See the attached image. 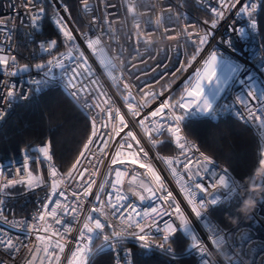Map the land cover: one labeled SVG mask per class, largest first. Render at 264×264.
I'll return each instance as SVG.
<instances>
[{
  "label": "built area",
  "instance_id": "1",
  "mask_svg": "<svg viewBox=\"0 0 264 264\" xmlns=\"http://www.w3.org/2000/svg\"><path fill=\"white\" fill-rule=\"evenodd\" d=\"M246 2L247 0H240L235 8L225 10L224 17L219 20L217 27L213 29L211 24L205 23V21L210 22L215 18L213 9L221 7L220 0H88L89 10L87 12L82 6V0H76L79 14L86 29L83 32H79L72 23L70 12L66 13L63 7L59 4L56 5L60 14L69 20V28L76 30L73 35L77 37L76 42L80 44V51L84 52V57L92 69L90 76L87 74L80 76L74 83L79 84V81H83L91 91L97 85H89V80H97L98 84L102 85L103 90L107 93L101 99L109 100V104L104 105V107H110L114 113L118 114L115 119L103 121L107 127L102 129L101 135L108 134L104 138L109 140V146L104 151L109 155L103 157L104 162L102 164L96 165L98 171L91 177L95 180V184L92 185L91 193L84 197L85 212L80 214L78 222L74 221L70 225L72 230L64 233L63 239L59 236H52L56 228H59L63 233V225H53L49 227L47 233L42 229L34 228L37 223L44 224V222L34 220L33 217L38 216V210L41 209L42 202L48 203V200H45L46 196L49 200L60 201L61 205L64 203L63 197L51 195L50 168L48 162L36 151L39 146L25 150L18 162L0 163V184L8 180L18 179L24 181L28 179L29 169L34 165L39 171L41 181L47 184V187L41 184L40 187L33 188L29 192L44 188L49 189L43 195L41 201L38 202V210L29 216L17 215L16 199L20 198L21 194L11 193V187L7 190V194L0 193V199L4 200V204L0 205V208L3 209L8 221L15 223L13 227L10 226V223L0 221V233H3L5 237H11L14 241H20L17 245L20 248L19 252L5 251L0 248V262H3V264H29V262L31 264H69V260H73V264H76L72 257V252L75 251L76 246L78 244H88L90 246L87 240H79L78 232L84 223L87 209L98 203L95 201L97 193L104 199L114 200L115 194L119 191L121 195L127 196L123 203L134 205L137 211L142 214L144 210L160 206L162 202L157 197L170 191L175 202L180 204L182 210L191 220L197 234L209 246L212 255L210 258H205L210 259L212 264H264V202L256 204L254 210L248 215H243L238 224L232 229H225L213 217V211L209 213V223L205 224L191 213V206L187 202L188 197L181 190V183L178 182L179 176H183L185 184L188 182L187 174L182 165L173 164L178 174L173 175L171 169L165 163L167 159L173 161L185 160V157L181 155L175 136L167 131L168 126L179 127V135L182 139L191 141L200 152H203L213 161L212 164L206 165L207 170L199 171V176L196 179L208 188V192L215 191L211 187L215 180L212 173L221 175L223 174L222 169L228 168L205 153L196 142L190 140L185 133L184 125L189 119L207 118L214 123H218L231 118L254 131L262 158L256 175L259 176L264 172V147H262V144H264V140H262L264 129L259 127L260 122L249 117L248 113V109H251L257 116H264V111H262L264 101L256 100L248 95L250 91L254 92L256 96H260L261 92H264V49L259 23L256 19L261 4L254 14L256 27L253 28L247 15L238 14V9ZM13 3L17 7H10ZM43 3L46 8L50 9V14L44 17L38 28L33 29L30 26L28 15L23 7H20L21 0H0V19L7 21L4 27L0 29V56L15 55L17 57V63L11 69L16 73L15 75H8L6 72L0 71V88L4 87L2 82L6 81L9 87L15 85L16 91L23 93L26 97L16 99L13 102L4 120L0 122V126L7 121L12 109L29 98L32 92L42 95L53 89L63 90L88 117L90 123L92 117L96 116L99 111L83 106V100H88L89 104L92 103L86 93H80L83 98L80 104L72 99L69 95L72 86L68 83L71 73L65 74V70L62 68L53 67L52 75L47 78L48 82L44 85L37 86L30 83L31 80L44 78L43 73L37 70L34 65L46 63V61L53 59L52 56L39 50L38 45L41 42L55 39L59 45V52H68L67 47L60 43L62 37L56 25L49 18L52 15L51 0H43ZM129 7L133 8L132 12L127 10ZM169 9L172 11H169ZM102 17L104 18L103 21L99 19ZM94 18L96 23L92 25L90 21ZM158 18L160 20L159 24L156 22ZM46 22H49L55 31L56 38H43L41 36ZM108 25H110V29ZM240 29H244L243 36L239 34ZM205 31L211 32V36L208 43L202 46L203 51L196 55L197 45L195 41L197 36L203 35ZM82 33H87L91 39H95L97 35H102L100 47L104 48V53L112 60L115 68H109L100 63V55L87 48V43L81 39ZM6 34L10 35V40H5ZM227 41H231V46L228 45ZM211 51H216L220 56H225L226 59L228 57L232 58L244 68L241 76L231 81L220 100L213 106L214 112L203 114L193 108L186 112V116H183V120L178 124L173 119V113L175 116H181L177 108L163 109L161 115L152 117L151 113L161 108L163 104L175 105L179 97L185 96L184 89L190 86V82H193L197 70H203L204 59H207ZM193 55H196L194 60L192 59ZM72 56L74 58L77 56L75 50H73ZM66 63L75 66V59L66 60ZM25 64L30 66L28 73H23L20 70ZM249 75L252 77L251 80L248 79ZM114 77L116 79H113ZM241 78L245 80L244 84L239 82ZM125 84L128 86L127 88L124 87ZM38 87L39 90H37ZM92 96L95 99V93ZM241 101L244 103H241ZM134 113H139V115ZM121 117H123V121H121ZM141 120H144V124L139 123ZM152 128H162L163 134L150 132L149 130ZM129 131L133 133L135 140L127 137ZM166 136L171 138L173 145L178 149L177 154L160 155L158 153L157 144ZM122 137L126 138L128 143H132V149L127 148V144L121 140ZM137 141H139V144H137ZM96 147L99 149L103 145L100 141H97ZM140 147H143L144 152L148 153L147 157L138 152ZM117 152H119L118 159L123 160L125 163L123 165H111L113 169H120L123 173L120 177V183L116 187H112L117 177L114 171H109V165L111 157ZM188 156L195 162L199 158V153L193 149L188 153ZM133 158L137 160L135 165L131 164ZM88 159L91 160L93 157H88ZM53 163L57 168L55 179L58 183V190L66 188V195L71 197L73 191L79 190L78 183L83 181H69L68 172L64 173L57 166L54 155ZM141 163L150 166L156 175L161 178L164 187L157 192L156 196H150L140 187L142 180L145 182L151 181L153 188L159 187L148 171V167L140 168ZM85 167H88L86 163ZM133 168L137 169V172L134 173ZM89 170L94 171L95 169L90 168ZM228 171L238 179L229 169ZM87 176L88 172H85V177ZM69 184H71L70 187ZM101 185H103V189H101ZM134 191L145 195L146 199L141 201L138 196L133 194ZM208 192L198 193V196L207 197ZM27 193H23V195ZM49 207L58 206L49 204ZM125 211L128 210L125 209ZM173 220L176 224H179V220L174 216H164L157 218L155 226L146 227L144 234L147 235L149 242H159L166 227L163 221L172 222ZM108 223L110 225L114 224L117 230L122 227L120 220L117 218H111ZM52 224V218L48 217L47 225ZM211 226H216L215 233L209 231ZM112 231V227H106L104 235H110ZM40 236H46V240L41 241ZM209 237L212 239L222 237V243L219 246L214 245ZM57 240L64 245V252H60L56 247ZM94 241L100 242L97 247L99 248L104 244L103 235L96 236L93 233ZM46 245L49 248L48 252L42 251ZM132 246L141 248L138 240L128 237L123 245L118 246V253L123 258L125 256L124 250H129L132 255L128 259H131L135 264ZM145 251L164 254L155 248ZM111 253L113 257L116 256V253ZM55 256H59L60 259H54ZM180 257H192L195 260L194 264H201L202 257L195 249L188 248L185 254H176L175 259ZM112 264H115V259H113ZM121 264H124L123 259H121Z\"/></svg>",
  "mask_w": 264,
  "mask_h": 264
},
{
  "label": "snow or ice",
  "instance_id": "2",
  "mask_svg": "<svg viewBox=\"0 0 264 264\" xmlns=\"http://www.w3.org/2000/svg\"><path fill=\"white\" fill-rule=\"evenodd\" d=\"M238 3H240V0H220L221 7L219 9H213L215 18L210 22L205 21V23H210L211 28L213 29L216 28L219 20L224 17L225 10H231L232 8H235ZM57 4L63 7L64 12L67 13L69 11L67 6L63 4V0H51L52 15L49 18L52 20V23L56 25L57 30L62 37L60 43L67 47L68 52H59V45L55 39L41 42L38 45L39 50L52 56L53 59L46 61V63H37L34 65L37 70H40L43 73L44 78L31 80L30 83L37 86L44 85L48 82L47 78L52 75L53 67L62 68L65 70V74H68L69 72L71 73L68 83L72 86V90L69 92V95L72 97V99L77 104H80L83 99L80 93H86L89 97V100H92V103L89 104L88 100H83V106L99 110L97 115L92 117L91 120V135L88 137L87 142L83 144V149L79 152V156L71 165V169L67 173L69 181H83L78 183L79 190L73 191L71 193V197L66 195V188L58 190V183L55 179L57 177V168L53 163L54 152L52 151L51 143L45 142L42 144V146H39L36 149L40 156H42L49 164V176L52 181L51 195L63 197L64 203L61 205L60 201L49 200L48 196H46L45 200H48V203L42 202L41 209L38 210V216L33 217L34 220L44 222V224L42 225L37 223L34 225V228L42 229L45 233H47L49 231V227H52L53 225H63V233L59 228H56L52 233V236H59L61 239H63L64 233L70 232L72 230L70 225L74 221L78 222L80 219V214L85 212L84 197H87L91 193L92 185L95 184V180L91 179V177L96 174V171H98L96 165L102 164L104 162L103 157L109 155L104 151V149L109 146V140L104 138V136L108 134L104 133V135H101L102 129L107 127L103 121L115 119V116L118 113H114L110 107H104V105L109 104V100L101 99L102 97L106 96L107 93L103 90V86L98 84L97 80H89V85H97L96 87H93L91 91H89L88 87L85 86L83 81H79V84L74 83V81L78 80L80 76H85L86 74L90 76L92 74V69L84 57V52L80 51V44L76 42L77 37L73 35V32L76 30L69 28V20L60 14V11L56 7ZM260 4H264V0H247V2L238 9V14H244L250 18L253 28L256 27L254 14L256 13ZM82 6L87 12L89 10L88 0H82ZM10 7L15 8L17 5L13 3L10 5ZM20 7H23L24 11L28 15L30 26L33 29L38 28L40 22L48 14V10L43 3V0H21ZM127 10L132 12L133 8L129 7ZM169 11L172 10L169 9ZM99 19L103 21L104 18L102 17ZM156 22L157 24L160 23L159 18ZM6 23L7 21L0 19V29H2ZM95 23V18L90 21V24L92 25ZM108 27L110 29V25H108ZM239 34L243 36L244 29H240ZM210 36L211 32L209 31H205L203 35L197 36V40L195 41L197 45L196 55L203 51L202 46L208 43ZM81 39L87 43V48L92 49L93 53L100 55L101 64H104L109 68H115L112 60L104 53V48L100 47L102 44V35H97L95 39H91L87 33H82ZM5 40H10V35L6 34ZM227 43L229 46H231V41H227ZM73 50H75L77 53L75 58L72 56ZM196 55H193V60L196 58ZM72 59H75V66H71L66 63V60ZM16 63L17 57L15 55L0 56V71H4L8 75H15L16 73L11 71V69L16 65ZM29 67V65L25 64L20 70L27 71ZM218 71L220 72V75H218ZM243 71V66L232 60V58L228 57L226 59L225 56H220L216 51H211L208 54L207 59H204L203 70H197L195 81L190 82L191 88L186 87L185 89L187 96L193 97L191 103L185 104L184 97L182 96L175 105L170 106L169 104L165 103L161 106V108L153 111L151 116L157 117L163 113V109L170 107L173 109H184L186 107L191 108L192 104H197V98H202L200 103L197 104V110L202 113H212L214 112L212 98L210 96L204 95L201 81L207 79L209 82H211L213 78H215V91L219 92L222 89V84L226 85L234 78H239ZM109 75H111V73H109ZM113 79L116 78L114 77ZM248 79L251 80L252 77L249 75ZM239 82L244 84L245 80L241 78L239 79ZM2 83L4 87L0 88V122L4 120L8 109L11 108L13 102L16 99L26 98L23 93L16 91L15 85L9 87L6 81ZM124 87L127 88L128 86L125 84ZM37 90H39V87ZM93 93H95V99H93ZM248 95L256 100L264 101V92H261L260 96H256L254 92L250 91ZM241 103L244 102L241 101ZM262 111H264V109H262ZM248 113L249 117L258 120L260 122L259 127L264 129V116H257L251 111V109H248ZM134 114L139 115V113ZM183 118V116H175L173 113V119L177 124L183 120ZM121 121H123V117H121ZM139 123L144 124V120L139 121ZM149 131H154L161 135L163 134L162 128H152ZM167 131L171 132L172 135L175 136L177 145L181 150V155L185 157V160L173 161L172 159H167L165 163L171 169L173 175H178L177 169L173 167L174 163L182 165L185 173L187 174V184H185L183 176H179L178 182L181 183V190L184 191L188 197L187 202L191 206V213L194 214V216L199 221H202L205 224L209 223V213L216 210H223L225 217L231 216L233 219H236V209L239 208L243 202V197H241L240 192L246 187L244 180H238L229 173L228 169H222L223 174L221 175L212 173V175L215 176V180L213 181L211 187L215 191L208 192V188L202 183L198 182L196 178L199 176V171L207 170L206 165L212 164L213 161L203 152H200V150L196 148V146L191 141L183 140L179 135V127L173 128L168 126ZM93 137H95V139H93ZM127 137H131L133 140H135V136H133L131 131L127 133ZM121 140L123 143L127 144L128 149L133 148L132 143H128L126 138L122 137ZM262 140H264V134H262ZM97 141H100L103 147L97 149ZM137 144H139V141H137ZM262 147H264V144H262ZM193 149L199 153V158L195 162H193L191 157L188 156V153L193 151ZM138 152L143 153L145 157L148 155L147 152H144L143 147H140ZM118 156L119 152H117L110 159L109 171H114L117 177L115 183L112 184V187H116V185L120 183V177L123 175L120 169H113L111 167V165H123L125 163L123 160L118 159ZM88 157H93V159L89 160ZM261 159L262 158L259 151L253 154L252 160L248 166L249 170L246 172L244 179L246 177H253V173L258 168ZM85 163L88 165V167H85ZM136 163L137 160L133 158L131 160V164L135 165ZM139 166L140 168L148 167V171L152 174L156 183L159 185L158 188H153L151 186V181L145 182L142 180L140 182V187L149 193L150 196H156L157 192L164 187L160 176L156 175L153 169L148 165L141 163ZM90 168L95 170L90 171ZM132 171L135 173L137 172V169L133 168ZM85 172H88L87 177H85ZM29 176H31V173H29ZM17 183H21V181L18 179L5 181L4 183L0 184V193L7 194V190ZM257 183L264 185V179L258 181ZM41 184H44V186L47 187V184H45L43 181L33 185L31 180L29 181L28 187H40ZM70 186L71 184H69V187ZM100 187L103 189V185ZM205 192H208L207 197L203 195L198 196V193ZM133 194L138 196L141 201L146 199L145 195L141 194L140 192L134 191ZM157 198L162 202V204L160 206L151 207L150 210H144L141 214L140 211H137L134 205L123 203V201L127 199V196L121 195L119 191H117L115 194L114 200L104 199L99 193H97L95 195V201L98 203L87 209L84 217V223L78 232V238L79 240H87L90 243L93 239V233L96 236L103 235L104 244L96 249L89 247L88 244H78L75 251L72 252V257L74 258L76 264H94L95 257L101 253H105L106 250L116 253L115 257L109 256L108 264H112L113 259H115V264H121V259L124 260V264H133L132 260L128 259V257L132 255L129 250H124L125 256L123 258H121L118 253V246L123 245L126 238L128 237H133L138 240L142 249H159L161 252L175 260L176 248L173 246V238L178 231L182 232L187 237V240L176 241L177 246L197 250L202 257L201 264H212L210 259L205 258H210L212 255L209 246L205 244L197 234L196 228L186 215L185 211L182 210L180 204L175 202L172 192L167 191L165 195H160ZM261 202H264V195L260 197L259 201H257V204ZM3 204L4 200L0 199V205ZM49 204H56L58 207L50 208ZM125 209L128 211L126 212ZM164 216H174L179 220V224H176L174 220L172 222L163 221L166 227L163 230L164 234L162 235V239L159 242H149L147 235L144 234L145 228L155 226L157 224V218H162ZM48 217L52 218V225H47ZM111 218L119 219L122 227L117 230L114 224L110 225L108 221ZM0 221L10 223V226H15V223L8 221L2 208H0ZM106 227L113 228V231L110 235H104V230ZM136 229H138V231H136ZM209 231L215 233L216 226H211ZM39 239L41 241H45L46 236H40ZM209 239H211L212 244L217 246L222 243V237L217 239H212L209 237ZM19 243V240L14 241L11 237H5L3 233H0V248H3L5 251L19 252L20 248L17 247ZM56 247L60 252H64V245H62L59 240L56 242ZM48 250L49 248L47 245L42 249L44 252H48ZM33 251H35V249H33ZM54 259L59 260L60 258L59 256H55ZM0 264H3V262H0ZM29 264H31V262H29ZM69 264H73V260H69Z\"/></svg>",
  "mask_w": 264,
  "mask_h": 264
},
{
  "label": "trees",
  "instance_id": "3",
  "mask_svg": "<svg viewBox=\"0 0 264 264\" xmlns=\"http://www.w3.org/2000/svg\"><path fill=\"white\" fill-rule=\"evenodd\" d=\"M70 12V18L79 32L85 31L83 20L79 14L76 0H63ZM48 14L50 9L47 8ZM196 11L195 8H193ZM264 49V4L256 17ZM43 38H56L57 35L49 22L45 23ZM91 123L88 117L73 103L61 89H53L42 95L32 92L30 97L17 104L10 112L9 118L0 126V163L18 162L25 150L40 146L45 142L52 145L57 166L67 173L71 165L83 149L91 134ZM187 137L199 147L228 168L239 180H244L253 154L259 151L258 139L254 131L235 119L214 123L207 118L193 119L185 123ZM160 155H173L178 149L170 137H164L157 144ZM34 166V165H32ZM257 171V169H256ZM245 184V183H244ZM247 188V184H245ZM243 189L240 192L242 197ZM16 199L17 215L29 216L38 210V202L46 193L45 189L28 192ZM213 217L225 228L235 227L243 215L236 213L237 218L225 217L223 210H216ZM187 240L182 232L173 238L176 254L183 255L187 247L177 246L176 241ZM98 247L100 242L94 241ZM135 264H194L192 257H180L175 260L157 252H147L132 246ZM147 253V254H146ZM110 251L97 255L94 264H108ZM113 261V260H112Z\"/></svg>",
  "mask_w": 264,
  "mask_h": 264
},
{
  "label": "rangeland",
  "instance_id": "4",
  "mask_svg": "<svg viewBox=\"0 0 264 264\" xmlns=\"http://www.w3.org/2000/svg\"><path fill=\"white\" fill-rule=\"evenodd\" d=\"M218 75H220V72L218 71ZM196 77L194 78L193 82L195 81ZM231 83V81H229L228 84L226 85H221L222 89L219 91V92H216L215 91V87H216V82H215V78H213V80L211 82H209L207 79H204L201 81V84H202V88L204 90V95L206 96H210L212 98V103H213V106L214 104L222 97L223 93L225 92V90L227 89L228 85ZM187 88H191V85L188 86ZM186 89V88H185ZM185 89L183 91L184 95V102L185 104H188V103H191V101L193 100V97H189L187 96L186 92H185ZM181 97H179L177 99L180 100ZM202 98H197V104L200 103ZM176 101V102H177ZM197 104H192V107L191 108H184V109H179L177 108V111L178 113L181 115V116H186V112L195 108L197 109ZM202 113V112H201ZM203 114H208V113H203ZM200 119H203V118H200ZM191 119H189L188 121H190ZM187 121V122H188ZM29 173H31V176H29L28 179L24 180V181H21V183H17L13 186H11V189H10V192L13 193V194H16L20 191H24V193L26 192H29L30 190H32L33 188H29L28 187V184H29V181L31 180V182L33 183V185L41 182V179H40V176H39V171L37 170V168L35 166H31L30 169H29ZM36 188V187H34ZM46 190V193L48 192V188H44ZM89 247H92L93 249H96L97 247L93 244V239L92 241L90 242V246Z\"/></svg>",
  "mask_w": 264,
  "mask_h": 264
},
{
  "label": "clouds",
  "instance_id": "5",
  "mask_svg": "<svg viewBox=\"0 0 264 264\" xmlns=\"http://www.w3.org/2000/svg\"><path fill=\"white\" fill-rule=\"evenodd\" d=\"M259 167V166H258ZM264 179V172L259 176L256 175V170L253 173V177H246L244 183L248 185L246 189H243L242 197L243 202L240 207L236 209L241 215H248L256 207L257 200L264 194V185L257 183ZM227 259V257H225Z\"/></svg>",
  "mask_w": 264,
  "mask_h": 264
},
{
  "label": "water",
  "instance_id": "6",
  "mask_svg": "<svg viewBox=\"0 0 264 264\" xmlns=\"http://www.w3.org/2000/svg\"><path fill=\"white\" fill-rule=\"evenodd\" d=\"M23 73H28L29 72V68H28V70L27 71H22Z\"/></svg>",
  "mask_w": 264,
  "mask_h": 264
},
{
  "label": "crops",
  "instance_id": "7",
  "mask_svg": "<svg viewBox=\"0 0 264 264\" xmlns=\"http://www.w3.org/2000/svg\"><path fill=\"white\" fill-rule=\"evenodd\" d=\"M219 100H220V99H219ZM219 100H218V101H219ZM218 101H217V102H218ZM217 102L214 104V106L217 104Z\"/></svg>",
  "mask_w": 264,
  "mask_h": 264
}]
</instances>
